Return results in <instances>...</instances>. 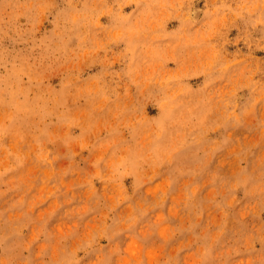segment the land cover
Returning a JSON list of instances; mask_svg holds the SVG:
<instances>
[{"label": "rangeland", "instance_id": "obj_1", "mask_svg": "<svg viewBox=\"0 0 264 264\" xmlns=\"http://www.w3.org/2000/svg\"><path fill=\"white\" fill-rule=\"evenodd\" d=\"M0 264H264V0H0Z\"/></svg>", "mask_w": 264, "mask_h": 264}]
</instances>
